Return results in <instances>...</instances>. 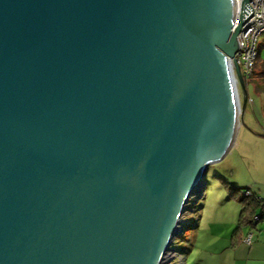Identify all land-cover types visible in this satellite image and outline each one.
<instances>
[{"label":"water","instance_id":"95a60500","mask_svg":"<svg viewBox=\"0 0 264 264\" xmlns=\"http://www.w3.org/2000/svg\"><path fill=\"white\" fill-rule=\"evenodd\" d=\"M232 6L0 0V264L162 262L244 112Z\"/></svg>","mask_w":264,"mask_h":264},{"label":"rangeland","instance_id":"374dc122","mask_svg":"<svg viewBox=\"0 0 264 264\" xmlns=\"http://www.w3.org/2000/svg\"><path fill=\"white\" fill-rule=\"evenodd\" d=\"M260 45L259 61L264 63V32L257 36L256 50ZM252 71L242 77L247 101L233 143L221 161L207 166L199 190L188 197L160 264H250L245 258L238 261L235 245L240 240L238 227L255 234L264 232V217L253 225L237 222L241 207L248 200L243 196L246 192L259 197L264 204L263 95L254 87ZM243 134L249 136L245 140L252 141L240 148V153L235 148ZM259 209L260 206L256 211ZM258 254L264 256V247Z\"/></svg>","mask_w":264,"mask_h":264},{"label":"built area","instance_id":"2783aa9c","mask_svg":"<svg viewBox=\"0 0 264 264\" xmlns=\"http://www.w3.org/2000/svg\"><path fill=\"white\" fill-rule=\"evenodd\" d=\"M232 28L238 26L236 33V51L230 63L238 66L241 77H247L256 59V39L264 32V0H231ZM234 74V71H233ZM250 235L244 238L248 243Z\"/></svg>","mask_w":264,"mask_h":264},{"label":"crops","instance_id":"0c3cea01","mask_svg":"<svg viewBox=\"0 0 264 264\" xmlns=\"http://www.w3.org/2000/svg\"><path fill=\"white\" fill-rule=\"evenodd\" d=\"M261 48L262 47L260 45V49L256 50V59H255V62H254L255 71L253 73V77H255V78H253L254 79L253 81L254 82L256 81V83L264 84V63H261L259 61V57H260V54H261ZM255 49H256V44H255ZM246 101H247V98H246ZM245 106H246V103H245ZM261 110H262L261 113L264 116V111H263L262 107H261ZM247 137H249V136H247L246 134H243L242 135V139L240 140V143H236V148L235 149H237V151H240V153H242V150H239V149L240 148L241 149L245 148L246 144L248 142L252 141L251 139L250 140L249 139L245 140V139H247ZM233 147H235V145ZM243 153H245V152H243ZM224 156H223V158H224ZM198 225H199V222L196 224V226L198 227ZM238 234L240 235V240H239L240 243L238 242L239 244L237 243L235 245L236 251H238V256H237L238 261L241 262L245 258L247 261H250V264H264V256H261V255L258 254V250H260L261 248L264 247V235H263L264 232H261V233L258 232V234L257 233L255 234V233H252L250 231H246L243 228L238 227ZM250 234H251L250 243L243 242V238L245 236H247V235H250ZM253 238H256V240H252ZM204 248H206V247H204ZM243 264H249V263L245 262Z\"/></svg>","mask_w":264,"mask_h":264},{"label":"trees","instance_id":"16d2710c","mask_svg":"<svg viewBox=\"0 0 264 264\" xmlns=\"http://www.w3.org/2000/svg\"><path fill=\"white\" fill-rule=\"evenodd\" d=\"M254 71L255 69H253L252 71V81L254 80L253 78H255L253 77ZM255 84H256V86H254L255 89L259 90L263 95L262 109L264 111V84L256 83V81H255ZM243 196L248 198V200L245 202L244 206L241 207L238 223L239 225H244L245 223H249L250 225H253L264 217L263 216L264 215V204H262V200L259 197L251 195L250 193L246 192L245 194H243ZM258 206H260V209L259 211H256ZM250 241H251V234H250V239L248 243H250Z\"/></svg>","mask_w":264,"mask_h":264},{"label":"bare ground","instance_id":"6f19581e","mask_svg":"<svg viewBox=\"0 0 264 264\" xmlns=\"http://www.w3.org/2000/svg\"><path fill=\"white\" fill-rule=\"evenodd\" d=\"M165 257H166V256H164V258H163V259H165Z\"/></svg>","mask_w":264,"mask_h":264}]
</instances>
